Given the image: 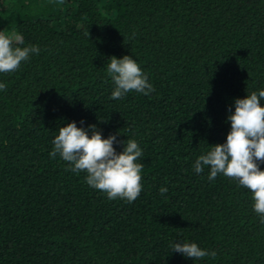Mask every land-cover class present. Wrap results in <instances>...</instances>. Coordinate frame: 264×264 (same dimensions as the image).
Instances as JSON below:
<instances>
[{
  "label": "trees",
  "instance_id": "16d2710c",
  "mask_svg": "<svg viewBox=\"0 0 264 264\" xmlns=\"http://www.w3.org/2000/svg\"><path fill=\"white\" fill-rule=\"evenodd\" d=\"M0 31L40 49L0 73V264H264L251 192L193 169L225 142L234 101L264 90V0H0ZM125 55L154 92L110 98L109 59ZM69 122L137 141L134 202L49 156Z\"/></svg>",
  "mask_w": 264,
  "mask_h": 264
},
{
  "label": "clouds",
  "instance_id": "9594fccd",
  "mask_svg": "<svg viewBox=\"0 0 264 264\" xmlns=\"http://www.w3.org/2000/svg\"><path fill=\"white\" fill-rule=\"evenodd\" d=\"M20 45H24L22 35L0 31V73L15 72L31 54L40 52L35 45ZM109 61L107 74L114 84L111 99H123L132 91L143 95L155 91L145 73L130 56L125 55L120 59L113 56ZM6 89L7 85L0 83V91ZM262 100L264 90L236 99L234 111L227 116L230 130L225 142L211 145L206 154L195 160L193 169L199 174L208 168L210 181L222 174L248 189L252 194L253 210L260 216V222L264 223V171L259 168V164L264 163ZM117 143L123 145V150L119 153L113 147ZM52 144L50 157L54 158L59 154L63 161L69 163L72 172L86 173V184L105 193L109 200L119 198L131 203L139 197L142 191L143 164L137 161L143 152L135 139H128L125 143L118 141L116 135L102 138L94 125L84 129L77 127L75 122H69L58 129V135L54 137ZM159 191L163 195L168 189L162 186ZM170 248L192 260L216 256L214 251L202 249L196 243L176 242L170 244Z\"/></svg>",
  "mask_w": 264,
  "mask_h": 264
}]
</instances>
